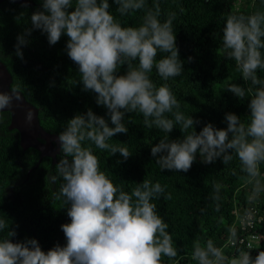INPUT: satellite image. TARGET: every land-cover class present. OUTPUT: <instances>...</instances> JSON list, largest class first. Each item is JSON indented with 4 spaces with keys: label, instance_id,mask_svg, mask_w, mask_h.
Instances as JSON below:
<instances>
[{
    "label": "clouds",
    "instance_id": "9594fccd",
    "mask_svg": "<svg viewBox=\"0 0 264 264\" xmlns=\"http://www.w3.org/2000/svg\"><path fill=\"white\" fill-rule=\"evenodd\" d=\"M114 3L121 16L143 11L140 25L123 26L109 11V0H42L43 10L38 9L31 16L32 27L17 37L15 54L23 60L22 46L29 43L25 36L31 35L33 29L47 34L50 45L66 34V52L78 66L82 90L96 94V103L107 109L114 127L90 108L67 121L56 137L61 155L55 166L56 175L52 176L53 182L62 180L55 200L70 205L67 215L71 222L61 225L67 243H57L44 251L34 238L13 242L17 232L11 229L0 237V264H164L163 257L169 261L177 257L173 237L167 231L169 225L152 202L172 199L171 193L165 194L166 186L144 179L125 191L101 171L94 153V147L111 156L119 153L123 161L132 155L127 147L108 142L116 134L128 132L126 113L142 114L146 127L155 126L167 134L177 124L180 126L182 139L170 140L165 135L151 147V155L157 157L162 171L186 173L197 154L201 163L212 164L221 159L226 167L235 158L241 178L252 185L249 202L264 191V79L257 75V70H264V12L229 14L222 28L225 59L235 61L242 80L250 82L247 88L233 83L224 90L241 100L249 96L247 123L229 112L225 115L227 128L207 123L197 132L194 125L200 121L180 111V103L167 83L157 86L149 76L153 68L164 81L182 72L173 28L176 13L169 12L162 21L159 3L150 8L146 0ZM158 54L164 55L157 59ZM124 65L126 73L117 75ZM22 99L21 85L13 83L9 92H0V113L5 109L11 112L13 102ZM33 119L34 112L29 109L26 120L31 124ZM231 171L237 174L235 168ZM219 192L220 185L216 184L211 199L219 201ZM8 228L7 221L0 218V232ZM229 232L231 237L236 236L234 228ZM248 248L252 246L249 244ZM192 259L197 264H264V250L253 258L251 251L238 249L230 257L212 239L206 243L197 239Z\"/></svg>",
    "mask_w": 264,
    "mask_h": 264
},
{
    "label": "trees",
    "instance_id": "16d2710c",
    "mask_svg": "<svg viewBox=\"0 0 264 264\" xmlns=\"http://www.w3.org/2000/svg\"><path fill=\"white\" fill-rule=\"evenodd\" d=\"M32 1L35 4H27V7L11 1L0 4V61L12 74V84L21 85L26 99L39 109L42 126L52 134L58 136L69 119L86 113L89 108L96 115L105 117L114 127L107 109L96 103V94L82 90L78 66L66 52L69 39L66 34L55 45H50L47 34L33 29L31 35L25 36L29 43L22 46L24 59L16 56L17 37L32 27V14L38 9L43 10L42 0ZM154 3H159L162 21L169 12L176 13L173 28L183 69L179 76L164 81L153 68L149 73L152 81L157 86L169 85L180 103V111L186 117L192 116L200 121L194 125L197 132L207 123L216 128H227L225 115L229 112L247 123L249 96L241 100L224 90L233 83L247 88L250 82L242 80L235 61L225 59L222 28L229 14L264 12V0H146L149 8ZM109 4V11L123 26H139L142 22L143 11L121 16L116 11L114 0H109ZM72 10L74 7L69 9ZM162 55L158 54L157 59ZM126 71L127 65H124L117 75ZM257 75L264 79V70H257ZM166 116L174 119L171 114ZM0 121V218L9 225L8 229L0 232V237L15 229L17 235L12 238L13 242L34 238L44 251L57 243L66 245L61 225L71 222L67 215L70 205L55 200L54 194L62 180H52L61 153L55 160L43 156L37 148L24 149L20 132L10 127L11 113H0ZM124 123L128 132L116 134L108 142L127 147L132 155L123 161L119 153L111 156L110 152L93 146L94 153L101 171L115 184L122 185L125 191H130L135 183L149 179L166 186L165 194L171 193V200L161 198L152 201L158 214L168 223L167 231L172 235L178 253L173 261L163 257L164 264H197L192 259L193 243L197 239L201 243L212 239L230 257L236 255L238 249L251 251L253 258L264 250V191L254 202H249L252 185L241 178L243 174L239 172L235 158L226 167L221 159L212 164L201 163L197 154L186 173L162 171L156 163L157 157L151 155V147L165 135L170 140L182 139L180 126L177 124L168 134L155 126L148 128L144 125L143 115L138 112L126 113ZM233 168L236 175L232 174ZM261 173L264 177V165H261ZM216 184L220 185L219 201L211 199L215 195ZM202 208L205 209L203 213L200 211ZM251 210L257 212L255 228L243 230L239 218ZM232 228L236 231L235 237L230 235L229 229ZM254 232L260 238L251 249L246 243L237 242L242 235L250 237Z\"/></svg>",
    "mask_w": 264,
    "mask_h": 264
},
{
    "label": "water",
    "instance_id": "95a60500",
    "mask_svg": "<svg viewBox=\"0 0 264 264\" xmlns=\"http://www.w3.org/2000/svg\"><path fill=\"white\" fill-rule=\"evenodd\" d=\"M4 1H11L19 4H35L32 0H0V4ZM12 82V74L5 63L0 61V92H9ZM29 109L34 112V119L31 124L26 120V114ZM5 111H8V109H5ZM10 113V127L16 128L20 132L24 149L27 147L37 148L42 152L43 156H50L56 160L57 155L60 153L59 144L56 142L57 135L44 129L40 122L39 109L24 96V99L21 101L13 102Z\"/></svg>",
    "mask_w": 264,
    "mask_h": 264
},
{
    "label": "built area",
    "instance_id": "2783aa9c",
    "mask_svg": "<svg viewBox=\"0 0 264 264\" xmlns=\"http://www.w3.org/2000/svg\"><path fill=\"white\" fill-rule=\"evenodd\" d=\"M256 214L257 212L251 210L239 218L241 220V225L243 227V230L252 231L255 228ZM259 220H261V218H259ZM259 238H260L259 234L254 232L250 237H244V235H242L237 240V242L242 243V244L246 243L247 245L250 244L253 247L255 242L258 241ZM231 240L233 243H235V241L232 238Z\"/></svg>",
    "mask_w": 264,
    "mask_h": 264
}]
</instances>
